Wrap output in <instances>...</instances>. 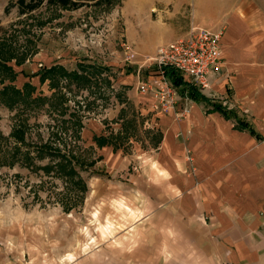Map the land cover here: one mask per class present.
Wrapping results in <instances>:
<instances>
[{"label":"crops","instance_id":"obj_1","mask_svg":"<svg viewBox=\"0 0 264 264\" xmlns=\"http://www.w3.org/2000/svg\"><path fill=\"white\" fill-rule=\"evenodd\" d=\"M152 8L154 30L146 37L165 44L189 26L222 28L221 69L199 92L209 103L192 102L181 119L151 109L141 131L144 117L134 112L129 122L150 136V150L115 157L113 174L128 183L93 187L86 197L87 214L110 219L111 241L72 251L68 264H264V0H160ZM213 103L234 111L260 139L211 111ZM132 161L138 170L130 175Z\"/></svg>","mask_w":264,"mask_h":264},{"label":"rangeland","instance_id":"obj_2","mask_svg":"<svg viewBox=\"0 0 264 264\" xmlns=\"http://www.w3.org/2000/svg\"><path fill=\"white\" fill-rule=\"evenodd\" d=\"M9 1L0 0V90L8 85L20 88L28 81L35 88L31 97L38 94L50 97L52 90L47 81L40 84L38 76H33L38 69L59 64L71 70L76 63L82 62L106 68L101 74H95L96 84H91L90 88L59 85L58 94L51 96L57 100L62 94L66 103L60 112L72 113L83 126L79 140L75 127L68 125V130H63L71 136L66 140L70 150L87 166L83 165L79 171L86 184V194L80 203L75 199L74 208L64 212L58 203L64 191L60 180L41 179L19 168L0 169V264H68L73 259L72 251L87 252L101 247L103 242L100 241L106 238L111 241L110 219L105 218L102 224L94 218L93 209L87 214L88 192L93 187L128 183L125 180L128 176L122 172L113 174L117 167H113L115 157L131 155L137 158L139 153L149 151L150 136L141 131L153 118L145 116L151 114V109L167 111L150 93L141 94L139 90V83L156 77L149 58L155 55L158 46L166 43L162 38L146 37L154 30L149 22L156 18V9L152 7L159 6L160 0H114L108 8L81 6L76 10L43 6L21 16L14 8L3 14ZM150 7L152 9L148 10ZM135 30L139 33L138 39L134 37ZM130 53L133 58H129ZM8 101L0 94V132L5 136L14 123L13 112L5 106ZM178 102L168 110L174 114L179 112L185 101ZM136 111L144 117L141 131L135 130L129 122L132 118L137 120ZM56 112L58 114L49 113L46 105L41 104L32 108L28 124L33 139L35 135L46 139L56 120L66 119L65 116L61 119L58 116L61 113ZM176 117L185 116L176 114ZM121 119L125 120L122 138L115 143L122 149L113 155L106 151L111 147L98 149L92 137L116 135ZM98 157L94 165H87ZM133 163L128 167L129 174L138 170ZM15 173L19 177L12 179ZM93 204L91 201L89 206Z\"/></svg>","mask_w":264,"mask_h":264},{"label":"trees","instance_id":"obj_3","mask_svg":"<svg viewBox=\"0 0 264 264\" xmlns=\"http://www.w3.org/2000/svg\"><path fill=\"white\" fill-rule=\"evenodd\" d=\"M114 0H10L3 10V14H7L10 9L14 8L16 14L19 16L27 15L35 12L39 8L56 7L62 10H76L81 6L95 7L102 6L105 8L110 7ZM1 30V29H0ZM8 59L5 58V61ZM106 68L89 65L86 63H76L75 68L66 70L62 65L52 64L50 67H43L37 70L33 76H38V83L42 84L47 81L49 90L53 93L60 91V86L70 87L76 89L90 88L91 84L95 85V74H101ZM165 76L170 84L179 89V93L192 102L209 103L208 99L197 92L191 85L184 83L173 69L165 68ZM109 86V82L106 81ZM61 86V87H62ZM35 88L28 82H23L20 88L12 86H3L0 94L9 100L5 106L9 111L13 112L14 123L12 124L8 135H3L0 132V169L7 170L19 168L27 170L28 174H35L38 178L49 177L56 178L62 182L63 195L58 199V203L63 208L64 212H69L76 205L75 199L78 203L84 199L86 194L85 181L80 177L79 171L83 167V163L75 156L67 145L66 140L68 137V125L75 127L74 132L77 140H79V131L82 129V123L79 118H75L72 113L60 112L64 108L66 100L64 96L58 95L57 100L54 97H45L38 94L36 97H31ZM41 104L43 107L46 105L47 110L51 114H61L59 117L65 116L66 119L56 120L51 132L46 139L42 137L32 138L30 133V126L28 124L29 112L33 107ZM33 106V107H32ZM211 111L219 112L226 119L235 120L234 126L239 130L246 131L255 139H260L259 135L253 130L252 126L246 122L238 119L232 110H227L221 104H211ZM64 130V131H63ZM121 133L117 132L116 135H99L92 137V142L97 148L104 146H111L112 150H117L120 145L115 143L118 139L122 138ZM71 138L69 135L68 139ZM74 138V136H73ZM100 158L87 163L92 166ZM86 166V165H84ZM87 167V166H86ZM12 179L18 178V174H12ZM42 182V181H41ZM34 199L36 193L33 195ZM74 200V201H73Z\"/></svg>","mask_w":264,"mask_h":264},{"label":"built area","instance_id":"obj_4","mask_svg":"<svg viewBox=\"0 0 264 264\" xmlns=\"http://www.w3.org/2000/svg\"><path fill=\"white\" fill-rule=\"evenodd\" d=\"M222 28L211 31L190 26L184 35L170 43L160 45L155 55L149 58L156 77L139 83L140 93H150L164 109H173L178 101L188 102L176 114L185 116L191 109L192 101L179 93V89L167 80L165 68L173 69L184 83L191 85L197 92L209 88L208 76L221 69L222 52L220 39ZM133 58L132 53L128 54Z\"/></svg>","mask_w":264,"mask_h":264}]
</instances>
